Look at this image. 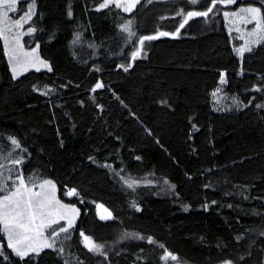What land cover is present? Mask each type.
<instances>
[{"label": "trees", "instance_id": "16d2710c", "mask_svg": "<svg viewBox=\"0 0 264 264\" xmlns=\"http://www.w3.org/2000/svg\"><path fill=\"white\" fill-rule=\"evenodd\" d=\"M33 2L30 45L51 70L13 78L0 36V169L18 163L77 205L72 256L264 264V41L237 57L222 16L253 5L264 23V0H202L198 11L141 0L128 13L98 9L104 0ZM0 264L65 263L51 249L17 257L0 231Z\"/></svg>", "mask_w": 264, "mask_h": 264}, {"label": "rangeland", "instance_id": "374dc122", "mask_svg": "<svg viewBox=\"0 0 264 264\" xmlns=\"http://www.w3.org/2000/svg\"><path fill=\"white\" fill-rule=\"evenodd\" d=\"M21 1L22 0H18V3H12V0H0V13H7V17L2 23H0V31L3 32L1 38L13 78L14 72L16 73L15 78H19L30 71L51 70L50 62L40 56L38 45H30V37L35 33V26L33 25V19L36 14L35 3L33 0H27L28 5L26 9L24 11H20ZM139 1L141 0H104L101 5H119L117 7L128 13L135 8ZM160 1L182 3L183 5L192 7L194 11L202 9L200 4L202 0ZM101 5L98 7V9L103 8ZM228 6H230V3ZM129 7L130 10H126ZM253 7L259 8L253 5H244L239 7L225 8L222 10L224 27L230 37L233 52L237 57H241L243 52L256 47L264 41V23L261 9L259 8L260 13L255 19H253L252 13L243 11L244 9ZM30 8L31 14L29 17L28 13ZM12 9H15V11ZM179 14L182 17H185L186 11L180 10ZM257 20L260 21V28L256 27ZM17 21H20L18 25L16 23ZM125 27L127 28L126 32L128 33L129 37L133 38L135 31L132 29L131 25L126 23L122 26V29ZM29 29H32V31H29ZM222 80L223 79H221V81ZM14 140L17 142L15 144L16 147H20L19 142L16 139ZM20 159L22 160L21 156ZM21 180L25 182V186L30 188L32 192L47 194L49 198L54 196L55 200L59 201V204H55L53 201L51 214L43 218V222L45 224H50V227H45L42 230L41 235H37V231L35 229L29 231L27 233V236L29 237L28 239L14 237V243L16 239H20V243L17 244L16 247L21 251H27L28 255L37 254L43 250L51 249L57 251L61 255L65 264H80V262L72 256L68 249V240L71 230L80 215V210L77 205L63 202L58 196V188L56 184L51 179L37 181L34 175L24 176L18 163H11V165L0 169V183H6L8 186L7 192H2L0 198H2L5 194L14 192L16 188L20 186ZM45 181H51V184H45ZM52 185H55V188H53ZM97 214L99 218L103 220H108L111 218V214L104 210L97 211ZM53 221L55 222L53 223ZM69 222H71L70 227ZM36 223L40 224L41 220L37 219ZM2 227L3 226L0 225V229H2ZM61 227L67 229V231H60ZM1 233L5 237L8 246L7 234L3 231H1ZM85 237H88L92 244H94V242L89 236H81L82 245L86 249H89V246H87L88 242L85 241ZM45 243H51L52 247H44L43 245ZM8 248L13 255L20 257L16 254V252L13 251L12 248L9 246ZM31 248L38 249V251H32L30 250Z\"/></svg>", "mask_w": 264, "mask_h": 264}, {"label": "snow or ice", "instance_id": "6c2138e0", "mask_svg": "<svg viewBox=\"0 0 264 264\" xmlns=\"http://www.w3.org/2000/svg\"><path fill=\"white\" fill-rule=\"evenodd\" d=\"M224 2L233 3L234 0H224ZM12 3H18V0H12ZM213 3L215 4V0H213ZM105 6L106 4L101 5V7H105ZM12 10L15 11V9ZM126 10H130V7ZM211 10L212 9L210 8L209 11ZM243 11L252 13L253 19H255L256 16H258L260 13V9L255 7L244 9ZM30 14H31V8L29 9V13H28L29 17ZM207 14H208L207 12H203V13L189 12L188 16L189 17L194 15L206 16ZM6 17H7L6 12L0 13V23H2ZM16 23L18 25L20 21H17ZM183 26H184L183 24L180 25L181 28ZM260 26H261L260 21L257 20L256 27L260 28ZM123 30L127 31V28L125 27ZM29 31H32V29H29ZM177 31H179V29ZM2 35L3 32L0 31V36ZM160 35H169V33H160ZM143 39L150 40V39H155V37H144ZM135 55L136 53L133 54L134 57ZM125 71H127V69H125ZM15 75L16 73L14 72V78ZM100 86L101 85L97 84V87ZM12 143L16 144L17 142L13 139ZM44 183L51 184V181H45ZM52 187L55 188V185H52ZM7 188L8 186L6 183H0V192H7ZM69 194L71 195L72 193ZM53 201L55 202V204H59V201L55 200L54 196L49 198L47 194L32 192L30 188H27L25 186V182L23 180L20 181V186L17 187L14 192H11L10 194H5L2 198H0V225L3 226L2 229H0V231H3L4 233L7 234L8 246L12 248L13 251L16 252V254L20 256L22 259L24 256L28 255V252L21 251L16 247V245L20 243V239L29 238L27 236V233L29 231L35 229L37 231V235H41L42 230L45 227H50V224H45L43 222V218L51 214ZM37 219L41 220L40 224L36 223ZM54 222L55 221H53V223ZM70 226H71V222H69V227ZM60 231H67V229L61 227ZM14 237H18L20 239H16L14 243ZM85 241L88 242L87 246H89V250H97V251L99 250V246L92 244L88 237H85ZM43 246L52 247V244L45 243ZM30 250L38 251V249L35 248H31ZM172 259H175V257H172Z\"/></svg>", "mask_w": 264, "mask_h": 264}, {"label": "water", "instance_id": "95a60500", "mask_svg": "<svg viewBox=\"0 0 264 264\" xmlns=\"http://www.w3.org/2000/svg\"><path fill=\"white\" fill-rule=\"evenodd\" d=\"M97 208H98V209H102V210H106L105 207H103V206H101V205L97 206Z\"/></svg>", "mask_w": 264, "mask_h": 264}]
</instances>
